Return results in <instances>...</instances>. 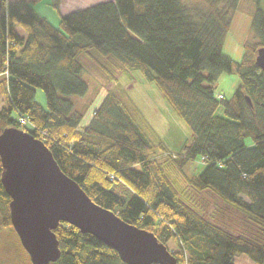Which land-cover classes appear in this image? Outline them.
Wrapping results in <instances>:
<instances>
[{"label": "trees", "instance_id": "trees-1", "mask_svg": "<svg viewBox=\"0 0 264 264\" xmlns=\"http://www.w3.org/2000/svg\"><path fill=\"white\" fill-rule=\"evenodd\" d=\"M42 1L0 0V134L15 127L41 139L93 201L153 232L178 264H239L242 255L264 264V71L256 62L264 0H105L65 15L49 0L58 25L34 7ZM239 9L251 16L254 41L237 61L224 44ZM93 67L108 81L140 71L189 127L182 149L174 154L122 89H110L84 123L77 99ZM224 73L240 80L230 98L216 93ZM191 161L204 169L189 176ZM2 171L0 160L2 224L29 256ZM55 232L61 255L50 264H126L71 224Z\"/></svg>", "mask_w": 264, "mask_h": 264}, {"label": "water", "instance_id": "water-1", "mask_svg": "<svg viewBox=\"0 0 264 264\" xmlns=\"http://www.w3.org/2000/svg\"><path fill=\"white\" fill-rule=\"evenodd\" d=\"M256 62L264 71V47ZM0 160L2 184L11 198V221L33 264L58 260L61 249L55 230L63 222L113 248L126 264H178L153 232L93 201L30 132L5 129L0 134Z\"/></svg>", "mask_w": 264, "mask_h": 264}, {"label": "rangeland", "instance_id": "rangeland-1", "mask_svg": "<svg viewBox=\"0 0 264 264\" xmlns=\"http://www.w3.org/2000/svg\"><path fill=\"white\" fill-rule=\"evenodd\" d=\"M48 1L43 0L34 5V7L41 15L48 18L53 24L58 25L59 13L48 4ZM102 1L105 0H60V11L61 14L65 15L71 11L85 8ZM250 23V14L242 9L235 11L229 33L225 40L224 52L237 61H240L243 57L244 43L246 41H254L253 34L250 32ZM93 68L95 71H93L94 76L89 82L88 94L84 98L77 99L79 106L86 109L84 123H87L91 119L94 108L102 102L110 89L117 91H121L122 89L143 113L149 124L166 142L170 150L175 154L182 149L183 142L191 136L189 127L165 102L155 85L148 82L140 71H121L116 75L115 80L108 81L98 68ZM239 84L240 80L236 74L224 73L216 84V93L230 98ZM37 100L46 106V96L41 89H37ZM3 103L4 99L0 94V108ZM218 114L221 116L224 115L222 108L219 109ZM204 167L205 164L200 161H191L186 166L185 171L189 176H192L195 173H200ZM175 175H178L177 171H175ZM209 196L211 197L212 195L209 194ZM211 211L212 207L207 209L204 215L208 216ZM1 215L0 264H30V256H27L22 250L12 229L2 224ZM169 245L174 247L173 242H170ZM238 263L255 264L244 255L241 258L239 257Z\"/></svg>", "mask_w": 264, "mask_h": 264}, {"label": "built area", "instance_id": "built-area-1", "mask_svg": "<svg viewBox=\"0 0 264 264\" xmlns=\"http://www.w3.org/2000/svg\"><path fill=\"white\" fill-rule=\"evenodd\" d=\"M20 122H21L22 124H27V123H28V121H27V119H26L25 117H21V118H20Z\"/></svg>", "mask_w": 264, "mask_h": 264}, {"label": "crops", "instance_id": "crops-1", "mask_svg": "<svg viewBox=\"0 0 264 264\" xmlns=\"http://www.w3.org/2000/svg\"><path fill=\"white\" fill-rule=\"evenodd\" d=\"M59 21V20H58ZM241 258V257H240Z\"/></svg>", "mask_w": 264, "mask_h": 264}]
</instances>
